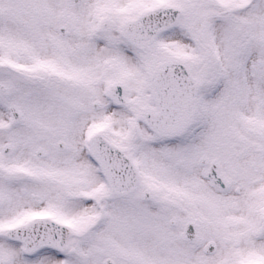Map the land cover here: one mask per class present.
I'll use <instances>...</instances> for the list:
<instances>
[{"label": "snow or ice", "instance_id": "6c2138e0", "mask_svg": "<svg viewBox=\"0 0 264 264\" xmlns=\"http://www.w3.org/2000/svg\"><path fill=\"white\" fill-rule=\"evenodd\" d=\"M0 264H264V0H0Z\"/></svg>", "mask_w": 264, "mask_h": 264}]
</instances>
